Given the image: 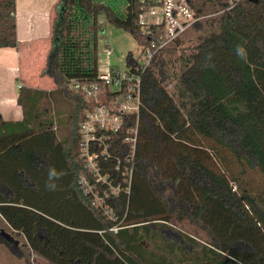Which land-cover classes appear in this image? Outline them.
Returning <instances> with one entry per match:
<instances>
[{
	"label": "trees",
	"instance_id": "1",
	"mask_svg": "<svg viewBox=\"0 0 264 264\" xmlns=\"http://www.w3.org/2000/svg\"><path fill=\"white\" fill-rule=\"evenodd\" d=\"M191 3L200 20L143 75L136 174L130 195L108 199L117 217L111 221L79 184L87 171L79 125L96 99L69 86L98 80L103 16L146 42L138 0L58 1L41 73L56 89L22 87L23 119L0 117V218L51 264H264V0L230 10L227 0ZM17 45L16 0H0V49ZM135 62L130 53L126 63ZM112 93L103 89L99 99ZM49 168L63 173L55 190L45 186ZM145 184L164 219L133 210ZM1 243L30 264L18 244Z\"/></svg>",
	"mask_w": 264,
	"mask_h": 264
},
{
	"label": "built area",
	"instance_id": "2",
	"mask_svg": "<svg viewBox=\"0 0 264 264\" xmlns=\"http://www.w3.org/2000/svg\"><path fill=\"white\" fill-rule=\"evenodd\" d=\"M243 0H227V10ZM200 18L191 0H138V27L145 43L135 63L120 67L113 63L112 46L99 52L98 80L94 83L71 81L70 88L83 92L97 105L86 112L79 125V150L86 173L79 184L108 220H117L108 203L111 197L130 195L136 174L139 143V119L144 103L143 75L150 69L157 55L170 43L188 31ZM22 86H19L21 89ZM113 93L106 102L99 99L103 89ZM135 116V122H132ZM111 166V167H110ZM104 168H110L106 171ZM117 233L120 228L111 229Z\"/></svg>",
	"mask_w": 264,
	"mask_h": 264
},
{
	"label": "crops",
	"instance_id": "3",
	"mask_svg": "<svg viewBox=\"0 0 264 264\" xmlns=\"http://www.w3.org/2000/svg\"><path fill=\"white\" fill-rule=\"evenodd\" d=\"M58 1L16 0L18 45L0 49V117L6 122L23 119V109L18 104L19 86L45 91L56 89L54 81L47 80L42 74L40 88L25 85L21 64L48 60L54 44L52 28Z\"/></svg>",
	"mask_w": 264,
	"mask_h": 264
},
{
	"label": "rangeland",
	"instance_id": "4",
	"mask_svg": "<svg viewBox=\"0 0 264 264\" xmlns=\"http://www.w3.org/2000/svg\"><path fill=\"white\" fill-rule=\"evenodd\" d=\"M99 28L101 29L99 44L100 51L103 48L112 46L115 50V53L112 57L113 63L124 67L127 62V57L130 53H133L135 57L138 56L140 52V47L134 37L126 32L125 30L115 28L110 25L106 18L103 16L100 19ZM48 60L44 63H26L21 64V70L23 73L22 80L25 85H30L33 87H41V70L47 65ZM47 80H53L50 77L46 76ZM171 88V87H169ZM253 177L255 181L258 182L261 180V176L254 174ZM134 204V202H133ZM133 210H145L147 215L155 214L158 216L167 217L165 211L163 210L162 205L155 198L150 188L145 184L143 186L140 196L136 199ZM152 216V215H151ZM170 225L175 226L178 229L184 230L194 236H197L200 239H206V234L204 231L198 229L195 226L189 225L187 221H178L170 220ZM1 233H6L10 235L14 241L18 242V249H21L27 256L30 257V264H51L44 258L38 256L34 253L28 246L25 239L12 231L9 226L0 218V235ZM1 240L5 239L4 237L0 238ZM0 240V264H28L24 260L19 259L11 253V249H7Z\"/></svg>",
	"mask_w": 264,
	"mask_h": 264
},
{
	"label": "clouds",
	"instance_id": "5",
	"mask_svg": "<svg viewBox=\"0 0 264 264\" xmlns=\"http://www.w3.org/2000/svg\"><path fill=\"white\" fill-rule=\"evenodd\" d=\"M236 55L240 59H246L247 57V52L246 49L242 45H237L236 46ZM63 175L62 172H58L55 168H49L48 170V179L46 181V188L48 190H55L57 185L55 183V180L59 179Z\"/></svg>",
	"mask_w": 264,
	"mask_h": 264
},
{
	"label": "water",
	"instance_id": "6",
	"mask_svg": "<svg viewBox=\"0 0 264 264\" xmlns=\"http://www.w3.org/2000/svg\"><path fill=\"white\" fill-rule=\"evenodd\" d=\"M1 235H3L5 238L9 239L10 241L14 242L16 245L18 244V242L14 241V239L10 235H8L6 233H1Z\"/></svg>",
	"mask_w": 264,
	"mask_h": 264
}]
</instances>
